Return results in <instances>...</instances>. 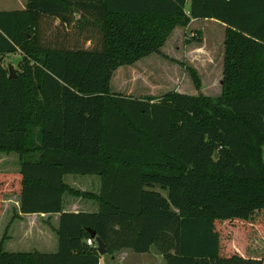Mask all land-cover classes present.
<instances>
[{
    "label": "trees",
    "instance_id": "obj_1",
    "mask_svg": "<svg viewBox=\"0 0 264 264\" xmlns=\"http://www.w3.org/2000/svg\"><path fill=\"white\" fill-rule=\"evenodd\" d=\"M46 18L65 31L53 46ZM193 20L227 26L219 98L111 93L118 69L160 54ZM73 27L100 45L78 47ZM19 52L10 79L1 57ZM0 152L21 164L0 172V214L18 195L23 215H60L57 253L0 248V264H101L88 229L109 256L154 248L166 264H264L242 251L248 232L264 238V0H28L0 12ZM67 175L100 177V193ZM65 195L99 211L65 213Z\"/></svg>",
    "mask_w": 264,
    "mask_h": 264
},
{
    "label": "rangeland",
    "instance_id": "obj_2",
    "mask_svg": "<svg viewBox=\"0 0 264 264\" xmlns=\"http://www.w3.org/2000/svg\"><path fill=\"white\" fill-rule=\"evenodd\" d=\"M189 7L190 4H188L187 8ZM59 23V21L49 18L43 21L41 32L42 41L44 44L46 43L45 45L53 46L52 44L57 37H61L65 33ZM74 27L70 32L66 33L70 34V39L73 40V43H78V47L92 49L100 45V35L97 32L82 34ZM221 34L223 33L214 24L206 23V21L195 23L190 28H177L160 54L144 58L133 66H124L118 69L112 79L111 93L136 99L155 100L173 92L190 96H205L212 99L219 98L222 95V76L219 70L215 69V64L219 62L218 59L221 56V42L219 40V35ZM88 37H91V42H85ZM207 47L213 51V56L215 57L213 61L203 51ZM1 61L8 70L12 66L18 73L21 71L20 64L23 61V56L21 52L5 55L1 57ZM209 63H213L212 67L215 66V68L212 70L207 69ZM189 69H193V72L197 75L201 82V89H197L195 78ZM18 158L19 155L15 153L0 152V170H15L16 166L20 170L21 164L20 162L18 164ZM92 179L101 180L96 176L67 175L64 181L74 189L96 192L98 190L96 185L90 186L89 184ZM155 189L167 194L159 187ZM70 199L73 198L65 195V207H67ZM10 215L12 216L13 213H10ZM25 225L23 227L31 228L35 233H39L38 229L42 227V221L39 218H32ZM18 230L20 229H15L16 232ZM2 237L3 233L0 234V239ZM247 237L248 241L242 251L250 257L264 260V238L256 231L248 232ZM157 255L160 254L155 251L150 257L137 255V258L134 259V256H132L133 261H135L133 264H166L162 262L163 259H157Z\"/></svg>",
    "mask_w": 264,
    "mask_h": 264
},
{
    "label": "crops",
    "instance_id": "obj_3",
    "mask_svg": "<svg viewBox=\"0 0 264 264\" xmlns=\"http://www.w3.org/2000/svg\"><path fill=\"white\" fill-rule=\"evenodd\" d=\"M27 4H28V0H23V1L0 0V12L22 11L26 9ZM200 21H206V23L214 24V26H216L217 29H219L221 33H223L219 35V40L221 42L220 45L221 56L218 59L219 62L215 64L216 68L215 66L212 67L213 63L212 64L209 63L207 65V69L209 70H212L213 68L219 70L222 76L221 83H223L224 52H225L224 44H225V38H226L225 32L227 26L214 20H193L190 26H193V24L198 23ZM203 51L208 54L209 59H211V61L215 59V57L213 56L212 49L207 47L206 49H203ZM221 86L223 85L221 84ZM18 159L17 162L19 164L20 161H18ZM16 167L17 168H14L15 170L9 171L3 169L0 170V172L17 173L20 170H18V166ZM100 181H96L95 179L89 181L90 186L94 184L98 188L96 192H88L86 190H77V189L75 190L81 191L83 193H91L98 195L101 191ZM154 191L161 193L165 198H168L169 196V193L166 191L162 190L167 194H163L162 192L156 189ZM72 198L74 200L70 199L68 201L67 207H65L63 204V210L65 213H97L99 211L100 207L96 201L84 200L81 198H74V197ZM20 201L21 198L18 195H6L3 198V210L2 213L0 214V234L3 233V237L0 239V248H2L4 252L7 253H33V252H39L42 254L57 253L59 248V239L57 236V230L59 228L60 215H23L20 212L21 209ZM10 213H13V215L11 216ZM32 218H39L42 221V227L38 229L39 233H35L34 231L31 230V228L23 227V225L26 226L25 223ZM16 228L20 230L16 232L15 231ZM21 228L23 229L21 230ZM155 251L156 250L153 248L149 254H144V257L152 256V254H154ZM137 255L138 254H135L130 250H125L116 253L115 256H109V255L102 256L101 264H113V263L133 264V262L135 261H133L132 256H134V259H136ZM157 257H158L157 259L159 260L163 259L161 255H157ZM162 262H165L164 259L162 260Z\"/></svg>",
    "mask_w": 264,
    "mask_h": 264
},
{
    "label": "water",
    "instance_id": "obj_4",
    "mask_svg": "<svg viewBox=\"0 0 264 264\" xmlns=\"http://www.w3.org/2000/svg\"><path fill=\"white\" fill-rule=\"evenodd\" d=\"M9 78L10 79H15L17 78V73L16 71L12 68V66L9 67ZM223 85V83H221ZM215 159H218V154L215 155ZM88 232L91 235V239L95 240L96 244H97V250L99 255L102 256H106L107 253V249H106V245L104 243V241L100 238L97 237V233L95 231H93L92 229H88Z\"/></svg>",
    "mask_w": 264,
    "mask_h": 264
},
{
    "label": "built area",
    "instance_id": "obj_5",
    "mask_svg": "<svg viewBox=\"0 0 264 264\" xmlns=\"http://www.w3.org/2000/svg\"><path fill=\"white\" fill-rule=\"evenodd\" d=\"M88 245L89 246H92L93 245V242L91 240L88 241Z\"/></svg>",
    "mask_w": 264,
    "mask_h": 264
}]
</instances>
